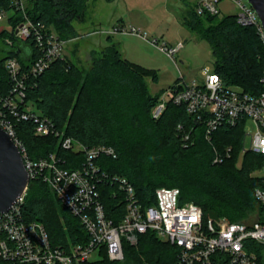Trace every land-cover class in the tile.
<instances>
[{
	"label": "trees",
	"instance_id": "trees-1",
	"mask_svg": "<svg viewBox=\"0 0 264 264\" xmlns=\"http://www.w3.org/2000/svg\"><path fill=\"white\" fill-rule=\"evenodd\" d=\"M27 2L28 17L52 26L60 38L70 40L77 35L75 21L85 19L89 0ZM0 8L9 10L10 1L0 0ZM13 16L12 27L24 20L18 11ZM184 23L209 43L214 72L226 86L249 94L262 92L264 45L254 28L239 25L235 16H201L193 9L188 10ZM8 37L12 38L10 31H0V94L4 95L12 88L6 60L17 58L21 71L28 72L36 57L32 43L15 41L9 46ZM148 79L158 82L159 76L155 70L123 58L109 36L108 44L101 48L100 56L93 57L87 70L65 57L42 74L30 75L25 105L51 120L64 138L87 148L112 147L116 157L101 156L98 164L108 174L125 178L144 206L156 204L158 188H178L179 203L199 205L204 222L210 211L232 222H244L259 210L255 190L264 187V177L253 175L264 163V155L244 150L245 123L222 127L208 138L203 123L197 124L182 106L169 105L154 119L151 111L160 95L150 93ZM16 130L31 159L55 154L64 168L83 166L84 153L64 149L60 135L36 136L35 125L29 121H17ZM218 155L223 156L221 162H215ZM99 188L107 218L120 222L126 211L124 201L113 196L116 184L105 182ZM22 209L25 220L44 225L54 244L88 240L79 218L42 179L31 180ZM124 253L123 262H112L104 254L100 261L82 264H174L177 260L175 247L153 232L141 235L136 246L125 244Z\"/></svg>",
	"mask_w": 264,
	"mask_h": 264
},
{
	"label": "built area",
	"instance_id": "built-area-1",
	"mask_svg": "<svg viewBox=\"0 0 264 264\" xmlns=\"http://www.w3.org/2000/svg\"><path fill=\"white\" fill-rule=\"evenodd\" d=\"M9 1V10L0 8V22L17 11L23 14L24 20L11 26L12 38H6V43L12 46L15 41L30 42L36 50V57L28 72L21 71L17 58L6 60L5 68L11 77L12 88L10 93L0 94V127L19 147L30 182L34 179L46 182L70 213L79 218L88 240L54 244L43 224L25 220L22 209L25 192L9 211L0 212V264H82L92 261L93 254H99L101 258L105 254L112 262H123L124 245L136 246L139 237L147 232H153L158 239L175 247L177 260L174 264H264V187L255 190L259 210L251 222H232L220 216L218 220L209 217L204 222L199 205L179 203L178 188H158L156 204L144 206L125 178L108 174L98 164L101 156L116 157L112 147L97 145L87 148L70 137L64 138L55 130L51 120L40 116L32 106L25 105L29 76H38L57 60L64 59L68 40L60 38L52 26L28 17L27 0ZM222 1L228 0H198L195 10L201 16H219L218 5ZM230 1L238 9L237 23L254 28L264 45V28L253 8L246 0ZM122 31L124 28L118 27L112 32ZM129 32L145 38L134 27ZM150 43L174 61L184 46L183 43L158 45V39ZM203 75L204 80L200 83H188L181 78L165 89L152 108V117L159 119L169 105L182 106L197 124L203 123L208 138L222 127H235L243 121L244 150L264 155V70L261 77L263 90L259 94L226 86L214 71L205 70ZM17 121L33 122L36 136L60 135L64 149L84 153L83 166L64 168L55 154L31 159L17 137ZM250 121L256 128L253 133L248 125ZM229 153L230 150L226 155ZM222 160L223 156L218 155L215 162ZM260 171L264 172V163ZM258 176L264 177V174ZM105 182L116 184L117 191L113 196L125 204V216L118 223L107 218L99 188Z\"/></svg>",
	"mask_w": 264,
	"mask_h": 264
},
{
	"label": "rangeland",
	"instance_id": "rangeland-1",
	"mask_svg": "<svg viewBox=\"0 0 264 264\" xmlns=\"http://www.w3.org/2000/svg\"><path fill=\"white\" fill-rule=\"evenodd\" d=\"M197 4L198 0H115L110 3L89 0L85 19L74 23L77 35L67 41L65 57L82 71L87 70L93 57L100 56L101 48L108 44V37L112 36L123 58L157 72L158 82L147 80L152 95H161L181 78L188 83H200L204 80L203 72L214 71L215 64L209 43L190 31L184 23L188 10H195ZM218 7L221 12L219 18L235 16L238 12L230 0L222 1ZM12 15L10 13L0 22V31L11 30ZM122 17L124 26L120 20ZM118 27H124L125 31L113 33ZM133 27L145 38L130 33ZM153 39L159 40L158 45L183 43L184 46L174 61L150 43ZM248 125L251 126L250 132H255L253 122ZM255 172L253 175L264 174L259 169ZM256 213L244 222L253 221ZM91 260L97 262L101 257L93 254Z\"/></svg>",
	"mask_w": 264,
	"mask_h": 264
},
{
	"label": "water",
	"instance_id": "water-1",
	"mask_svg": "<svg viewBox=\"0 0 264 264\" xmlns=\"http://www.w3.org/2000/svg\"><path fill=\"white\" fill-rule=\"evenodd\" d=\"M256 12L261 26L264 28V0H246ZM30 182L19 147L11 136L0 127V212L9 211L26 192ZM215 220L219 215L209 212Z\"/></svg>",
	"mask_w": 264,
	"mask_h": 264
},
{
	"label": "crops",
	"instance_id": "crops-1",
	"mask_svg": "<svg viewBox=\"0 0 264 264\" xmlns=\"http://www.w3.org/2000/svg\"><path fill=\"white\" fill-rule=\"evenodd\" d=\"M120 20H121V22H122V26H124V22H123V17H122V19L120 18ZM124 28V27H123ZM112 37V36H111ZM112 41H113V43L116 45L117 43H115V41H114V39L112 38ZM117 46V45H116ZM120 51V50H119ZM121 52V51H120ZM121 54H122V52H121Z\"/></svg>",
	"mask_w": 264,
	"mask_h": 264
}]
</instances>
